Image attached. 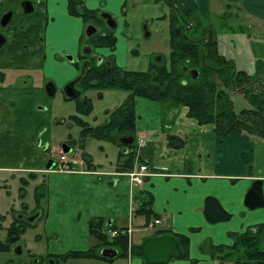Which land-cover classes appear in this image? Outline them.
<instances>
[{"label": "crops", "instance_id": "0c3cea01", "mask_svg": "<svg viewBox=\"0 0 264 264\" xmlns=\"http://www.w3.org/2000/svg\"><path fill=\"white\" fill-rule=\"evenodd\" d=\"M22 1L0 0V18L7 12L12 13L7 24L0 25V34L5 37V42L0 47V69L40 70L38 79L44 81L46 77L53 76L50 68L56 66L54 57L58 54L62 57L65 53L62 50L65 46L56 41V33L63 31L64 36L61 37H65L71 31L70 39L75 48L81 37L79 33L83 22L79 17L68 13L67 0H39L38 3L37 0H28L30 4L27 2V8H32L35 17L32 22L29 15L31 11L24 12V7L20 6ZM121 1L84 0L86 6L99 10L105 9L108 3V11L115 10ZM178 1L181 8L200 16L211 12H219L225 16L228 12V15L234 14L236 19L255 25L257 30L262 29L261 25L264 24V0ZM13 4L17 11L12 7ZM42 28L45 30L43 37ZM71 50L67 48L68 52ZM67 75L63 74L56 81L53 79L55 85L64 81L62 78L68 79ZM26 78L27 76L21 79L23 83ZM3 79L4 73H1L0 82ZM16 95L14 89L8 90L6 94L0 89V171L7 172L14 187H20V179L27 180L24 198H18L17 203L13 202L9 212L26 216L28 223H31L29 227L36 230L33 237L38 243L42 244L44 238L52 239L49 247L48 243L45 249L40 245L35 255L59 258L70 251L88 249L95 244L94 237L89 233V222L92 219L102 220L104 227L112 226L123 231L130 229L129 236L126 234L129 245L139 244L150 235L139 236L134 241L132 234L148 228L145 227L149 221L146 220L144 206L148 207L149 200L150 209L160 220L156 224L160 225L158 229L169 228L184 235L188 230L195 229V223L201 224V218L208 224H218L209 223L204 217V200L207 196L218 199L224 210L234 217V223L240 232L257 224H264L260 223V213L250 215L247 213L250 209L243 203L245 193L254 179L263 180L264 193V174L257 172L261 171L258 166L261 161L256 153L257 141L264 142L260 137L246 136L237 131L218 135L212 124H198L194 118L189 117L186 106L169 108L160 102L136 97L137 119L133 143L139 150L132 168L138 164H146L154 174L144 177L142 184L131 188L124 173L132 168L126 169L127 163L120 165L127 155L120 158L119 154L126 151L119 146L113 168L103 169L84 149L79 159L74 156L79 161L76 171L57 170V159L53 164L48 155L50 149L41 146L39 140L36 141V135L28 136L16 128L19 117L15 114L14 107L17 103L24 102V96L16 101ZM52 120L65 123V118L53 117ZM85 121L90 126L100 123L90 124ZM168 134L178 137L173 141L174 144L168 143ZM138 139H142L141 146L137 145ZM179 139H183L184 143L177 147L175 144L180 142ZM83 153L90 161L89 165ZM110 161L113 162V159ZM208 180L207 186L204 183H208L205 182ZM7 213L8 211L2 216L5 218ZM134 220L136 228L132 229L130 225H133ZM210 231L214 239L212 245L222 244L218 239L221 235L224 241H228L223 245L232 244L233 239L227 240L225 230L220 233L221 226H215ZM125 259L127 264H145L142 258L129 254ZM95 260L99 262L104 259ZM113 260L104 261L112 264Z\"/></svg>", "mask_w": 264, "mask_h": 264}, {"label": "rangeland", "instance_id": "374dc122", "mask_svg": "<svg viewBox=\"0 0 264 264\" xmlns=\"http://www.w3.org/2000/svg\"><path fill=\"white\" fill-rule=\"evenodd\" d=\"M38 2L39 0H37ZM20 6L23 8L21 2ZM177 6L180 7L179 1ZM12 7L17 11L16 5L13 4ZM169 8V4L163 0L160 2H154L153 0H122L118 3L115 10L108 11L109 6L106 3L105 9L100 10L99 14L109 12L116 20V27L109 29L116 38L114 48L110 49V47L105 46L92 47L94 52L86 54L85 58H81L83 49L93 46L92 39L86 37L85 23H83V28L79 33V37H81L77 40L75 48L72 46V40L70 39L71 31H68L65 37H61L64 36V32L59 31V33H56L59 36L56 37V41L65 46L62 48L65 53L62 57L59 54L57 57H54L56 66L50 68L53 76L46 77L44 81L38 79L41 75L40 70L23 68L0 69L2 70L0 72L4 73V79L0 82L2 86L0 87L1 92L6 94L8 90H16V101L24 96V102L17 103L14 107L15 114L19 117V125L16 128L28 136L36 135V141L39 140L41 146L47 150L50 149L48 155L53 164L56 159L58 161L59 154L57 150L68 146V156L72 155L79 159L81 151L84 152L85 149L93 156L95 163L102 165L103 169L113 168L118 145L107 139L89 136H86L82 140L81 127L69 116L77 114L90 124L101 123L105 119L106 111H112L117 107L122 102V98L126 95V92L117 89L102 90L101 94L104 95L98 98L96 95L98 90L92 88L85 89L81 93V98L84 96L91 98L93 107L88 116H82L76 111V100L64 98V86L78 76L85 61L92 59L97 61L99 57L105 58L113 55V61L117 66L131 70H145L150 63L156 61L157 56H160L163 62H168L169 25L166 16L168 15ZM33 13V11L29 12L32 22L35 21ZM197 16L200 18L199 20L202 25L211 27L208 29L211 30L213 39L216 41L215 53L217 55L222 57L226 62H230L236 71L242 70L250 78L264 80V24L261 25L262 29L257 30L255 25L252 26L247 24L246 21L236 19L234 14L228 15V12H226L225 16L219 12H211L210 14H202V16L191 14L190 17L193 21H196ZM99 26L101 30L106 29L103 22ZM44 34L45 30L42 28L41 37ZM67 48L72 50L68 52ZM69 56L72 59H69ZM45 70L47 72L46 68ZM63 74H69V77L67 75L68 79L62 78L64 81H61L56 86L53 79L56 81ZM26 76L27 80L23 83L21 79H25ZM215 79L219 81L218 78L215 77ZM48 81H52L55 88H57L53 96H49L45 92V84ZM228 95L233 102L236 112L251 107L247 94L240 89H228ZM53 117L58 119L65 118V123L55 122L52 120ZM67 122H70V124L68 125ZM251 140L255 141V139ZM258 141L256 153L261 161L258 164L261 171L257 172L264 174V144H262L264 142ZM112 159L113 162L110 161ZM5 178H8V180L6 181ZM209 181H205L208 183L204 184L208 186ZM216 184H219V182H216ZM19 185L22 184L19 182ZM19 192L20 189L14 187V184L9 180L7 172L0 171V217H3L2 215L8 211L5 218H0V243L7 241V228L11 223L17 225V230L20 229L21 223L27 224L26 229L28 228L27 230L25 229L26 232L24 230L20 233V240L16 243H3L8 248L0 250V264H111V262L104 260L98 262V260H95L96 258L89 260L88 258L64 257L63 259L62 257L45 258V255L41 253H39L41 256L35 255L34 253H37L40 245L45 249L46 243H48L49 247L52 239L44 238L42 244L38 243L39 241L33 237L36 234V230L33 227H29L31 223H28L26 216L9 212L13 202L17 203L19 201H17L18 198H24L25 195L22 196ZM37 193H40L39 189ZM29 194L30 196L32 195V187ZM33 200L36 201L35 197H33ZM27 201L31 202V200ZM247 213L250 215L260 213V223H264V207L249 210ZM17 215H19V218ZM233 218L218 222V224L216 223L217 225L208 224L203 218H201V224L196 221L197 223L193 225L195 229L188 230L185 233L189 238L187 257L171 259L165 264H234L232 259L221 261L216 258L212 259L210 256L212 252L211 245L214 244L210 229L215 226H221L220 233H223L225 230L224 235H227V240H232L230 233L240 232ZM146 220L149 221L147 224L153 223L154 217L152 215L148 216ZM135 223L136 221L134 220L133 225H130L132 229L136 228ZM158 227L160 225L147 228L143 232H133L134 241L139 236L153 234ZM24 232L25 234H23ZM106 232L108 238L111 239L110 232ZM218 237H220L218 239L222 244H227L228 241H224L222 235ZM17 243L20 245V252L15 251ZM94 243H96L95 238ZM193 259L195 261L192 262ZM112 264H127V261L125 257L118 256L115 257Z\"/></svg>", "mask_w": 264, "mask_h": 264}, {"label": "trees", "instance_id": "16d2710c", "mask_svg": "<svg viewBox=\"0 0 264 264\" xmlns=\"http://www.w3.org/2000/svg\"><path fill=\"white\" fill-rule=\"evenodd\" d=\"M153 1L160 2L162 0ZM163 1L167 2L170 7L166 16L169 25L168 62L154 61L145 70H131L117 66L113 57L109 55L101 62L91 61L75 84L81 93L87 88L98 90L96 94L98 98L102 97V90L117 89L126 92L122 102L112 111H106L105 119L95 126H90L84 118L77 114L69 116L81 127L82 140L86 136L107 139L121 148H127L126 153L122 151L119 154L120 158L127 155L122 163L120 162V165L127 163L126 169L132 168L135 155L139 150V147H136L134 143L124 145L120 142L121 137L134 136L135 134L136 97L158 101L164 107L169 108L186 106L189 117L194 118L198 124H212L214 132L218 135L237 131L246 136L256 135L264 140V83L255 86L254 78H250L245 71H236L230 62H226L217 55L215 53L216 41L212 34L205 35L207 29H203L201 34L197 35L200 32L201 21L198 20V17L196 21H193L190 17L192 11L177 7L174 0ZM67 9L71 15L81 17L84 23L100 19L99 12L86 7L83 0H68ZM187 14L189 15L187 16ZM204 38L207 39L206 42ZM115 41L113 32L109 30L104 34L92 36L94 47L105 46L113 49ZM202 45H204L203 53L201 52ZM190 69L197 70L196 78L189 75L188 70ZM228 89H240L247 94L251 107L236 112L228 95ZM64 98L70 100L65 95ZM80 98L81 94L75 99L77 102L76 111L82 116H88L92 111V101L86 96ZM176 138L178 139L174 135H167L169 144H174L173 141ZM179 140L180 142L175 144L177 147L184 143L183 139ZM83 156L89 165L90 161L86 154L83 153ZM28 176L32 177L31 174ZM20 183L22 185L19 187V194L24 196V186L27 184V180L20 179ZM147 203L148 207L144 206L146 216L152 215L154 219H157L158 215L150 209L151 201L149 200ZM16 226L11 223L7 228L6 242L16 243L27 224L21 223L19 230L16 229ZM108 229H115V227H104L102 220L92 219L89 222V233L95 238L96 243L86 250L67 252L62 257L115 259V257L102 256L100 251L103 248L117 249L116 257L128 256L129 241L126 233H120L109 239L106 234ZM117 230L123 231L119 228ZM166 234L176 238L183 252L182 257H187L189 239L186 235L176 233L169 228H160L150 236ZM230 235L233 239L232 244L211 245L210 256L212 259L216 258L221 261L232 259L234 264H264V224H257L242 232H232ZM3 243H0V250L8 248ZM193 261L195 260L193 259Z\"/></svg>", "mask_w": 264, "mask_h": 264}, {"label": "water", "instance_id": "95a60500", "mask_svg": "<svg viewBox=\"0 0 264 264\" xmlns=\"http://www.w3.org/2000/svg\"><path fill=\"white\" fill-rule=\"evenodd\" d=\"M25 5V4H24ZM24 7V12H29L32 10L31 7ZM29 5V4H27ZM10 14H8L3 20H1V24L5 25L9 19ZM100 16L105 20L107 25L111 28L116 27V21L112 17V15L108 12L100 13ZM111 19V20H110ZM95 29L89 25L86 28V35L89 36ZM5 40L0 41V44ZM91 48L87 50L89 53ZM71 59V57H68ZM88 63H84L82 66L81 73L84 72ZM197 70H191L190 74L193 78L197 77ZM79 80L76 78L72 81H69L63 89L64 95L69 99H76L80 95V90L76 89L74 84ZM55 86L52 81H48L45 84V92L49 96H53L55 93ZM120 142L124 145H130L134 142V137L131 135H126L120 138ZM64 152H68L69 147L64 146L62 149ZM127 149L125 148L124 151ZM50 163L48 164V167ZM263 180L260 178L254 179L252 181L251 186L247 190L244 196L243 203L245 207L250 210L261 208L264 206V193L262 189ZM203 214L207 222L216 223L227 221L231 218V215L224 210L218 199L214 196H207L204 200V208ZM263 249H264V237H263ZM15 251L20 252V245L17 244L15 247ZM101 255L107 258H114L117 256V249L114 248H103L100 251ZM128 253L132 256H138L143 258L145 264H165L168 263L171 259H178L182 257L183 252L179 246L178 241L172 235H161V236H149L146 237L139 244H132L128 247Z\"/></svg>", "mask_w": 264, "mask_h": 264}, {"label": "built area", "instance_id": "2783aa9c", "mask_svg": "<svg viewBox=\"0 0 264 264\" xmlns=\"http://www.w3.org/2000/svg\"><path fill=\"white\" fill-rule=\"evenodd\" d=\"M142 139H138V146H141ZM58 161L55 164V168L59 171H69L74 172L77 170V165L79 164V161L74 156H68L67 153L63 152L62 149L58 150ZM156 172V171H155ZM129 181H130V187L134 188L142 184L144 177L149 176L151 174H154L152 171H150V167L146 164H138L134 166L131 170L124 173ZM160 222L159 219H154L153 223L147 224L146 227L150 228L154 225L158 224ZM110 236L115 237L119 235L120 233H126L129 236L130 229L126 231H118L117 229H111L109 230Z\"/></svg>", "mask_w": 264, "mask_h": 264}, {"label": "flooded vegetation", "instance_id": "af4514ba", "mask_svg": "<svg viewBox=\"0 0 264 264\" xmlns=\"http://www.w3.org/2000/svg\"><path fill=\"white\" fill-rule=\"evenodd\" d=\"M30 4V2L28 1V0H23L22 2H21V4L22 5H24L25 7H27L28 5V3ZM177 2H178V0H174V4H176L177 5ZM67 3H68V0H67ZM83 3H84V5L86 6V4H85V2H84V0H83ZM175 5V6H176ZM86 7H88V6H86ZM178 7V6H177ZM180 8V7H179ZM91 9H96L98 12H100V10L98 9V8H91ZM181 9H183V8H181ZM183 10H186V9H183ZM23 11H24V8H23ZM67 11H68V9H67ZM69 13V12H68ZM109 13V12H108ZM8 14H10V16H9V19H10V17H11V12H7V13H5L1 18H0V25H2L1 24V20H3ZM70 14V13H69ZM111 14V13H110ZM192 14H194V12L192 11ZM71 15V14H70ZM112 15V14H111ZM72 16H74V15H72ZM76 17V16H75ZM98 17L100 18L98 21H95V22H88V23H85V25H86V28H87V26H89V25H91L94 29H95V32H93L91 35H89V36H87L86 35V37H89L90 39H92V36H94V35H97V34H104V33H106L109 29H113V28H111V27H109L108 25H107V23L105 22V20L100 16V14H98ZM112 17L114 18V16L112 15ZM80 18V20L84 23V21L82 20V18L81 17H79ZM8 19V20H9ZM111 20V19H110ZM114 20H115V18H114ZM116 21V20H115ZM101 22H103L104 23V25H105V30H101L99 27V25H100V23ZM6 24H7V22H6ZM5 24V25H6ZM5 25H2V26H5ZM117 25V24H116ZM115 28V27H114ZM208 28H211V27H207V26H205V25H202V24H200V32H198L197 33V35H199V34H201V30H203V29H207L206 30V34L205 35H208V34H212V32H211V30L209 31L208 30ZM102 31V32H101ZM205 39V42L207 41V39L206 38H204ZM3 40H5V37L2 35V34H0V41H3ZM196 41H198L197 39H195ZM5 42V41H4ZM4 42L3 43H1L0 44V47L4 44ZM92 47H94V45L93 46H91V47H85L84 49H83V54L81 55L82 57L81 58H85V56H86V54H88V52H87V50L88 49H90L91 48V51L89 52V53H93L94 51H93V48ZM203 49H204V45H202L201 46V52L203 53ZM169 52H170V48H169ZM135 54V53H134ZM112 57H113V55H111ZM71 57V56H70ZM168 57H169V54H168ZM202 57H203V55H202ZM161 57L160 56H157L156 57V61H158V62H160V61H162L161 59H160ZM71 59H72V57H71ZM160 59V60H159ZM103 60H105V58H100L99 57V59L96 61V62H101V61H103ZM91 61H94L93 59L92 60H90V61H85L84 63H88L87 64V67L89 66V64H90V62ZM83 63V64H84ZM83 66V65H82ZM86 67V68H87ZM85 68V69H86ZM81 70H82V67H81ZM191 70H194V69H190V70H188V72H189V75L192 77V75L190 74V71ZM85 71V70H84ZM84 73V72H83ZM83 73H81V71H80V73L78 74V76L76 77V78H80V76L83 74ZM0 74H1V72H0ZM76 78H74V79H76ZM73 79V80H74ZM255 80H256V82L254 83V85L256 86V85H260V84H262V83H264L263 81H261V80H259V78H254ZM72 81V80H71ZM78 82V81H77ZM76 82V83H77ZM75 83V84H76ZM74 84V86H75V88L76 89H78L77 87H76V85ZM79 90V89H78ZM56 91V90H55ZM64 94V93H63ZM80 94H81V91H80ZM70 100H75V99H70Z\"/></svg>", "mask_w": 264, "mask_h": 264}]
</instances>
